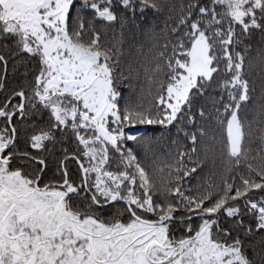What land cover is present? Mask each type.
I'll return each mask as SVG.
<instances>
[{"label":"snow or ice","instance_id":"snow-or-ice-1","mask_svg":"<svg viewBox=\"0 0 264 264\" xmlns=\"http://www.w3.org/2000/svg\"><path fill=\"white\" fill-rule=\"evenodd\" d=\"M149 9L168 16L134 66L102 36ZM253 74L264 82V0H0V264H264ZM137 125L176 129L167 158ZM68 140L45 182L44 153Z\"/></svg>","mask_w":264,"mask_h":264},{"label":"trees","instance_id":"trees-1","mask_svg":"<svg viewBox=\"0 0 264 264\" xmlns=\"http://www.w3.org/2000/svg\"><path fill=\"white\" fill-rule=\"evenodd\" d=\"M170 2H173L177 5L181 2V0H170ZM168 16L167 10L164 13L157 14L151 9L145 10L143 15L137 11V14L135 16H132L129 14L128 21L124 24L123 29H121L120 23H117L114 27L108 28L106 30V36H102L103 40H111L113 38V33H115V37L117 39L122 40V47L123 51L125 53L124 59L132 63L134 66H138V63L143 58L142 54L138 49L143 46V53L147 54L148 49L150 48V44L146 40V33H151L152 31H155L157 34H161V30L164 28V21ZM262 37L259 33H255L253 37L251 38V43L253 45V54H255V49L260 45ZM163 42V41H161ZM150 59V57H149ZM9 75H10V81L9 86H15V84L21 82V77L13 76L12 75V69L11 64L9 65ZM252 80L255 81V93L253 96V101L249 105L250 109H254L258 104L260 103V97L262 94H264V82H262L255 74L251 77ZM129 81H125V91L128 93L130 90L127 88ZM135 92L137 95H142L145 104L147 105L151 99L152 95L155 94V88L150 86L147 82V79L145 78L143 72H140L139 79H133L131 81ZM141 89L143 90L141 92ZM151 90L152 95H149V91ZM0 98H2V94H0ZM254 115L253 111L249 112V119L252 118ZM46 119L45 116L44 120L40 121L37 124V127L34 129L31 126L30 121L24 122L23 126L21 127V139L19 143V147L21 149H24L25 147H28L30 151H33L30 148V145H26L25 139L27 136H30L33 131H38L40 127H46ZM193 129H189V131H192ZM131 134L141 136V137H152V147L157 151L158 154L162 155V158H167V149L171 148L172 140L176 138V129L173 128L171 133L164 131L160 126H134L133 129H131ZM57 136L59 137V133H57ZM182 136V133H181ZM143 141H141L140 144L135 145L137 152L140 155V158L144 159L143 154V148H142ZM257 145L253 144L252 147L255 148ZM51 147V145H49ZM62 147L67 148L69 150V155L75 150L76 145L71 142V140L63 142L61 145L60 143L57 144L56 149L53 154L50 153H44L49 159L50 164V171L47 172L46 176L44 177L45 182H47L53 175V172L55 171L56 164L58 162V159L63 155ZM174 151V149H173ZM201 158L203 159V154L201 153ZM144 162L147 164L150 161L144 160ZM68 169L70 175L77 174L78 165L74 161L70 162L68 164ZM209 172V167L206 164L204 167V172L201 173V175H205ZM197 183L196 179H193L191 184L192 186H195ZM259 237H253V242L259 241ZM257 248L259 249V244L257 243ZM251 254V253H250Z\"/></svg>","mask_w":264,"mask_h":264}]
</instances>
